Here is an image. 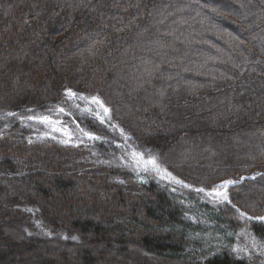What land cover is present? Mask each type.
Returning <instances> with one entry per match:
<instances>
[{"label": "rangeland", "instance_id": "374dc122", "mask_svg": "<svg viewBox=\"0 0 264 264\" xmlns=\"http://www.w3.org/2000/svg\"><path fill=\"white\" fill-rule=\"evenodd\" d=\"M67 1V27L51 28L58 10L0 0L22 38H0V56L17 44L25 60L0 70V264H264L252 230L264 221L236 211L264 216V0ZM27 78L32 96L14 107ZM41 115L63 130L28 119ZM225 180L231 204L206 194ZM160 208L193 229L158 221ZM145 236L203 252L173 260Z\"/></svg>", "mask_w": 264, "mask_h": 264}, {"label": "trees", "instance_id": "16d2710c", "mask_svg": "<svg viewBox=\"0 0 264 264\" xmlns=\"http://www.w3.org/2000/svg\"><path fill=\"white\" fill-rule=\"evenodd\" d=\"M25 1H28V0H25ZM36 2L38 5L42 6L41 7V11H42L41 15L44 17L49 16L51 13V10H55V11L58 10V15L55 17V20L52 23L51 28L53 27L55 22L58 21L56 18H58V19L60 18V27H67V26H64V23L67 20H69V17L71 16V14H62L61 13L63 0H62V2H61V0H36ZM60 2H61V7H58ZM66 3H67V7L69 8L71 5V0L67 1ZM258 3H260L259 0H257L256 3H252L250 0H245V3L243 4L242 8H247L245 10H249V11L251 9L257 10L256 8H258L259 5L261 7L263 6V5H261V3L260 4H258ZM206 4H208V3H206ZM10 6H12V4H10L9 7ZM69 10H71V9H69ZM17 13H18V11H17ZM258 14L255 16H258ZM237 15L241 16V14H237ZM253 19L254 18H252V20ZM12 20H15V18L13 17V19H11L10 21H12ZM8 22L6 21V14L0 18V32H3V35H0V38H9L7 28L12 29L13 27H12V24L8 23ZM39 22L40 23H36V25L41 24V20ZM251 27L256 28V27H260V26H251ZM37 29L38 28H35V35H37V33H36V31L38 32ZM41 30L44 33L43 29H41ZM58 30L59 29L57 28V30H55L53 33H55ZM240 32H242V31H240ZM260 32L261 31L258 30V33H260ZM42 36L47 39L50 37V34L45 33V34H42ZM261 39H263V36L261 37ZM1 41H3V40H1ZM9 41H22V38H20V35L15 34L11 38H9ZM16 45H13L12 47H10L9 50H7L6 54H3L0 56V70L2 68H5V70H6V67H7L10 60L12 61L10 70L13 69L15 66H18V69L20 71L23 70L22 65L25 63L24 55L21 54L20 50L19 51L17 50L18 47H15ZM53 68L55 69V67H53ZM56 72L57 71H55V74L57 75ZM0 80H1V78H0ZM24 82H25L24 90H20L19 92L16 93V98H17L18 102L15 103L16 106H14V107L24 106L26 104L27 99L31 98V96H32V93L29 92V88L31 87L29 79L27 78V80L26 81L24 80ZM1 83H3V80L1 81ZM22 85H23V81H22ZM37 100L38 99L33 95L32 102H37ZM255 154H256V152L254 153V155ZM160 213H162V214L157 217L158 221L164 220L165 223H169L170 225H172L171 223H173L174 226L179 225L183 230H186V231L187 230L190 231L191 229H193L192 225L189 221H186L184 218H182L180 213L178 214L174 211H171L170 208H164V209L160 208ZM217 217H220V216H217ZM252 230L258 238H260L261 240L264 241V224L254 225V226H252ZM142 243L146 246L145 247L146 249H148V250H150V251H152V252H154L160 256L172 257L171 259H173V260L185 259L188 254L190 256L197 257L203 252V251H199V250L194 249L188 253H183L184 251L181 249L179 243L172 241L170 237L145 236L144 239L142 240ZM200 250H202V249L200 248ZM195 254H198V255H195ZM206 256H208V254ZM206 261H207V264H254L252 261H248V260L246 261L244 259H241V258L236 257L234 255H231L229 253H226V254H220L219 253V254L207 257Z\"/></svg>", "mask_w": 264, "mask_h": 264}, {"label": "snow or ice", "instance_id": "6c2138e0", "mask_svg": "<svg viewBox=\"0 0 264 264\" xmlns=\"http://www.w3.org/2000/svg\"><path fill=\"white\" fill-rule=\"evenodd\" d=\"M67 95L69 97H73L75 98L77 96V93L75 92H72L71 90L68 91ZM91 103L93 104H97L99 105L101 108H103V111L105 114H107V112L109 111L106 107H104L103 103L97 98V97H92L91 99ZM59 112L63 113L64 112V109L63 108H60L59 109ZM29 120H36L40 123H44V124H48V125H52L53 128L52 130L53 131H62L63 129L62 128H59V127H55V125H57L58 123H60L59 121H55L53 120L50 116L48 115H41V116H29L28 117ZM86 136H88L90 139H98L99 137H93L90 133H85ZM67 142V141H66ZM134 155H139L141 160H143V154H136L134 153ZM148 164H151L152 167L154 169H156V171H160V168L159 166L157 165L155 159H149L147 160ZM166 172V170H165ZM167 175L171 176V173H166ZM257 175H260L259 173H257ZM251 179H254L255 177H250ZM175 179V178H173ZM241 179H244L243 177ZM177 183H183L182 181H176ZM234 183H236V181H233V180H225L222 182V184L216 186L212 191H209L207 192L206 194L210 197H213L215 198L216 200H218L220 203H229L231 204V200L229 198V193L227 191V188L230 186V185H233ZM223 189V190H221ZM197 192H205V189L203 188H199V189H196ZM233 208H235L236 206L233 204L232 205ZM236 211L239 213V215L241 217H246L248 220H252V219H256V220H261V221H264V216H258V217H251V216H248L247 213L245 212H242L240 211L239 208H236ZM73 239H75V237H73Z\"/></svg>", "mask_w": 264, "mask_h": 264}, {"label": "bare ground", "instance_id": "6f19581e", "mask_svg": "<svg viewBox=\"0 0 264 264\" xmlns=\"http://www.w3.org/2000/svg\"><path fill=\"white\" fill-rule=\"evenodd\" d=\"M214 139L218 142H216L219 146L222 145V146H226V145H223L222 143L226 140L228 144H230L233 140L228 138L227 137V134L225 135L224 133L223 134H214ZM224 138V139H223Z\"/></svg>", "mask_w": 264, "mask_h": 264}]
</instances>
